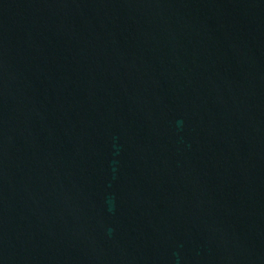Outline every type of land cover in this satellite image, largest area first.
<instances>
[{"label":"water","instance_id":"1","mask_svg":"<svg viewBox=\"0 0 264 264\" xmlns=\"http://www.w3.org/2000/svg\"><path fill=\"white\" fill-rule=\"evenodd\" d=\"M0 264H264V0H0Z\"/></svg>","mask_w":264,"mask_h":264}]
</instances>
